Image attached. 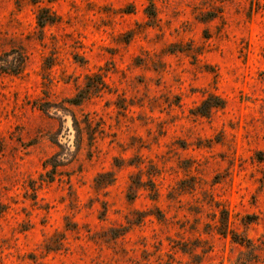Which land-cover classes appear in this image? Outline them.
Wrapping results in <instances>:
<instances>
[{
    "label": "rangeland",
    "instance_id": "obj_1",
    "mask_svg": "<svg viewBox=\"0 0 264 264\" xmlns=\"http://www.w3.org/2000/svg\"><path fill=\"white\" fill-rule=\"evenodd\" d=\"M0 264H264V0H0Z\"/></svg>",
    "mask_w": 264,
    "mask_h": 264
},
{
    "label": "trees",
    "instance_id": "obj_2",
    "mask_svg": "<svg viewBox=\"0 0 264 264\" xmlns=\"http://www.w3.org/2000/svg\"><path fill=\"white\" fill-rule=\"evenodd\" d=\"M44 13H48L47 11H43ZM151 18L154 17V13H151L149 14ZM54 16L52 18H50V20H46V18L43 20V17L40 15L38 17V23H39V26L40 27H44L46 23L50 22H54ZM86 96H82V98H85ZM82 98L81 96H78V98H74L73 100H71V103L74 104V105H79L82 101ZM215 101V102H213ZM223 100L219 99V98H216V97H209L207 100H205L202 104V106L200 107V109H205L206 111V108H207V111L206 112H200V114L202 115H207L208 111H210L213 107H222L223 106ZM104 177H107V180H105V182H101V180L104 178ZM114 181V176L112 173H104V174H99L96 179H95V182H96V187L97 189L99 188H103L105 187L106 185H109L111 184L112 182Z\"/></svg>",
    "mask_w": 264,
    "mask_h": 264
}]
</instances>
